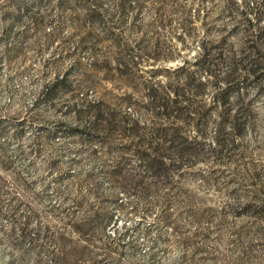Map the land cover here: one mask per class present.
Returning a JSON list of instances; mask_svg holds the SVG:
<instances>
[{
    "label": "rangeland",
    "instance_id": "rangeland-1",
    "mask_svg": "<svg viewBox=\"0 0 264 264\" xmlns=\"http://www.w3.org/2000/svg\"><path fill=\"white\" fill-rule=\"evenodd\" d=\"M139 5L0 0V264H264V0Z\"/></svg>",
    "mask_w": 264,
    "mask_h": 264
},
{
    "label": "trees",
    "instance_id": "trees-1",
    "mask_svg": "<svg viewBox=\"0 0 264 264\" xmlns=\"http://www.w3.org/2000/svg\"><path fill=\"white\" fill-rule=\"evenodd\" d=\"M94 4L97 3V0H90ZM112 5V9L116 11V13H126L129 10H136L140 9L139 2L140 0H106ZM86 3H89V1H86ZM100 8L94 7L91 4H88L85 9H84V16H96L99 15V10ZM264 15L260 14L259 17H255V22L253 25H257L258 20L261 19ZM264 30V21L262 27H256V35L252 39L251 45L248 47L250 54L245 55L244 57L245 60L247 59L248 63V68H242L244 71V74L250 77H256L258 75V82L256 84H253V88H255L257 91L259 90L260 92L264 93V60L262 57L259 55V50L263 49L264 50V37L261 31ZM229 76H226L225 79H228ZM65 82L64 78L57 79L55 80L48 88H45V94L50 95L53 97L55 94H57L56 89H61V86ZM227 97V94H224ZM162 106H166V100H162L159 103ZM98 103L97 104H90L85 107V111L88 113V117L90 119L86 124L82 126L81 132H84L86 136H92L95 135L99 132H111L114 129L117 130H122L123 126L121 123L117 120H115L113 114L111 112L105 111L102 112L101 110L97 109ZM81 110L77 111V116L79 115ZM147 154V153H146ZM149 157V156H148ZM151 162L154 160L152 157ZM151 163L149 162V167H151ZM120 173V171L116 173H111L113 176H116Z\"/></svg>",
    "mask_w": 264,
    "mask_h": 264
}]
</instances>
